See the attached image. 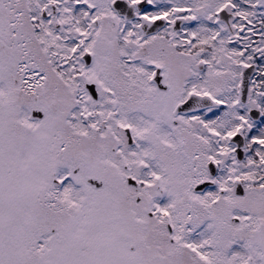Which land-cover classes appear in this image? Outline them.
<instances>
[{"label":"snow or ice","instance_id":"1","mask_svg":"<svg viewBox=\"0 0 264 264\" xmlns=\"http://www.w3.org/2000/svg\"><path fill=\"white\" fill-rule=\"evenodd\" d=\"M0 264H264V0H0Z\"/></svg>","mask_w":264,"mask_h":264}]
</instances>
